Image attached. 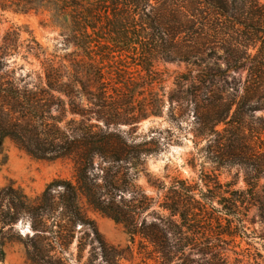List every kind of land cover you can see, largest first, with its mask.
I'll use <instances>...</instances> for the list:
<instances>
[{
  "label": "trees",
  "instance_id": "trees-1",
  "mask_svg": "<svg viewBox=\"0 0 264 264\" xmlns=\"http://www.w3.org/2000/svg\"><path fill=\"white\" fill-rule=\"evenodd\" d=\"M205 1L215 7L209 18L200 9L155 8L152 0H0L2 10L48 12L55 23L66 19L69 41L78 55L69 64L57 65L29 33L25 58L31 55L40 62L42 82L20 87L14 81L9 85L0 81V154L10 139L33 157L68 159L74 166L73 179L55 178L35 198L13 184L0 191V222L13 225L22 212L27 213L39 259L64 264L67 250L76 242L77 261L90 246L85 264H124L134 257L137 243L143 264H235L221 243L234 236L237 198L226 197L222 187L204 189L186 181L167 185L148 179L156 192V197L150 196L136 181L141 174L148 176L145 158L155 151L147 144L130 142L121 126L159 115L163 105L147 102L137 111L126 107L102 77L118 68L117 59L129 55H138V64L150 74L152 60L164 52L165 36L171 44L169 54L195 57L202 52L205 27L216 30L219 17L245 24L229 13L227 0ZM197 24L202 25L194 31L198 48L177 41ZM20 36L18 28L4 36L0 32V69L18 53ZM220 120L215 118L209 126ZM82 199L124 224L131 244L108 242L84 212ZM6 200L9 204H4Z\"/></svg>",
  "mask_w": 264,
  "mask_h": 264
},
{
  "label": "rangeland",
  "instance_id": "rangeland-1",
  "mask_svg": "<svg viewBox=\"0 0 264 264\" xmlns=\"http://www.w3.org/2000/svg\"><path fill=\"white\" fill-rule=\"evenodd\" d=\"M202 1L193 5L190 0L182 4L152 0L151 5L181 7L184 11L200 9L209 18L215 7ZM227 1L229 13L241 17L245 24L219 17L216 30L205 27L204 46L195 57L176 58L177 54H169L171 44L165 36L161 41L164 52L152 60L150 74L138 64V55H129L118 57L114 64L118 68L102 77L106 78L105 85L119 94L117 101L126 107L137 111L147 102L163 105L159 115L149 114L135 125L121 126L130 142L147 144L155 151L145 158L148 176L141 174L136 182L155 197L148 179L167 185L180 180L204 189L206 185L222 187L226 197L237 198L239 210L237 218L232 219L234 236L221 243L224 251L235 264H264V0ZM67 26L66 19L55 23L48 12L0 8L1 35L14 28L21 33L18 53L0 69L1 83L9 85L14 81L20 87H32L42 82L40 62L31 55L25 58L29 33L57 65L77 58ZM194 27L177 37L187 48H198L194 31L202 25ZM218 117L222 121L210 127ZM73 173L70 160L33 157L10 139L0 154V191L13 184L35 198L55 178L73 179ZM81 205L108 242L131 244L124 224L94 210L83 199ZM4 210H8L6 205ZM223 224L228 222L224 220ZM34 234L27 213L22 212L13 225L1 221L0 264H60L35 256L31 241ZM136 247L137 243L134 257L124 264H143ZM89 248L77 261L75 242L67 250L64 264H85Z\"/></svg>",
  "mask_w": 264,
  "mask_h": 264
}]
</instances>
